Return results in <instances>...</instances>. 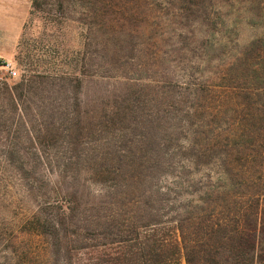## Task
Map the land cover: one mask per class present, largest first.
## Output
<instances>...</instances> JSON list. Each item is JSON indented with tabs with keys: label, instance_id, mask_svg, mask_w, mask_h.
Returning a JSON list of instances; mask_svg holds the SVG:
<instances>
[{
	"label": "trees",
	"instance_id": "1",
	"mask_svg": "<svg viewBox=\"0 0 264 264\" xmlns=\"http://www.w3.org/2000/svg\"><path fill=\"white\" fill-rule=\"evenodd\" d=\"M246 48L256 51L243 61L259 82V120L240 145L190 141L177 168V148L165 147V162L152 163L173 174L165 193L181 195L166 219L148 204L161 187L143 165L95 159L136 124L131 88L95 123L69 108L79 76H0V264H264V34ZM196 169L206 178L187 177ZM83 171L103 183L97 192L80 189Z\"/></svg>",
	"mask_w": 264,
	"mask_h": 264
},
{
	"label": "rangeland",
	"instance_id": "2",
	"mask_svg": "<svg viewBox=\"0 0 264 264\" xmlns=\"http://www.w3.org/2000/svg\"><path fill=\"white\" fill-rule=\"evenodd\" d=\"M261 5V0H0V76H79L78 89L69 81L67 95L79 101L69 108L95 123L131 88L136 124L118 151L98 150L95 159L143 165L161 187L148 204L165 218L169 201L178 206L181 197L165 193L173 180L158 165L165 162V147L177 148L171 158L177 168L190 141L240 145L259 120V82L243 59L256 53L245 49L247 43L264 34ZM116 126L126 128L128 120ZM194 131L200 135L194 137ZM88 142L86 147L96 140ZM126 146L130 154L122 151ZM203 173L196 169L187 177L205 179ZM86 175L79 178L80 189L97 192L103 183ZM177 264H185L183 258Z\"/></svg>",
	"mask_w": 264,
	"mask_h": 264
},
{
	"label": "built area",
	"instance_id": "3",
	"mask_svg": "<svg viewBox=\"0 0 264 264\" xmlns=\"http://www.w3.org/2000/svg\"><path fill=\"white\" fill-rule=\"evenodd\" d=\"M5 63V66L7 67V68H9V71H10V73H14L15 71L12 69V64H11V62L10 61H7V62H4Z\"/></svg>",
	"mask_w": 264,
	"mask_h": 264
}]
</instances>
